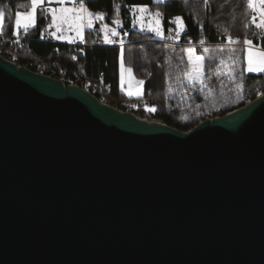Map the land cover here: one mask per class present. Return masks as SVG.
Returning <instances> with one entry per match:
<instances>
[{
	"label": "water",
	"instance_id": "obj_1",
	"mask_svg": "<svg viewBox=\"0 0 264 264\" xmlns=\"http://www.w3.org/2000/svg\"><path fill=\"white\" fill-rule=\"evenodd\" d=\"M0 264H264V93L184 132L0 56Z\"/></svg>",
	"mask_w": 264,
	"mask_h": 264
},
{
	"label": "trees",
	"instance_id": "obj_2",
	"mask_svg": "<svg viewBox=\"0 0 264 264\" xmlns=\"http://www.w3.org/2000/svg\"><path fill=\"white\" fill-rule=\"evenodd\" d=\"M22 4L24 7L20 6ZM29 7L27 0H0V9L5 12L3 33L12 35L15 12L26 11ZM85 7L92 13H103L106 23L120 19L122 38L126 42L122 49L99 44L98 23L86 32V47L45 39L44 32L50 19L43 9L37 11L36 24L29 29L26 40L16 44L6 40L1 47L10 49L11 59L18 66L35 72L42 66V73L54 78L69 82L78 79L77 84L81 87L90 85V92L99 100L121 111H130L128 103L132 100L120 91L119 84L123 50L124 66L144 82V103L156 109L153 118L184 132L203 120L238 109L248 98L253 100L264 93V73L243 74L236 78L243 86L242 94L238 93L234 83L216 74L219 61L227 58L243 67L244 50L231 44L229 36L238 41L236 43L251 39L254 45L264 49V31L251 24L252 10L247 7V0H208L207 4L204 0H165L163 3L154 0H85ZM132 7L158 10L165 32L173 30V20L181 17L185 32L179 44H166L134 30ZM188 49H194L196 55L203 57V83L210 89V95L204 90H191V86L183 81L190 70L186 56ZM105 86L108 91L102 95ZM183 94L188 95L189 102L181 99Z\"/></svg>",
	"mask_w": 264,
	"mask_h": 264
},
{
	"label": "snow or ice",
	"instance_id": "obj_3",
	"mask_svg": "<svg viewBox=\"0 0 264 264\" xmlns=\"http://www.w3.org/2000/svg\"><path fill=\"white\" fill-rule=\"evenodd\" d=\"M52 0H49V3H51ZM60 7H49L47 8V11L51 13V20L52 23L48 25L49 28L55 26L57 32H61L60 36H57L55 32L51 33V35L56 39H67L70 43L73 42L74 39H79L81 41L84 40L83 35V29L85 27L92 28L93 26V13L88 11V9L85 7V0H79L78 6H77V0H71L73 7H65V0H57ZM88 2H91V0H88ZM157 3H163L164 0H156ZM204 2L207 4L208 0H204ZM27 3L30 4V10L24 11V12H15V24H14V30L12 31V35L19 36V30L22 29L24 33H28L29 29L31 27H34L36 24V11L38 8H41L42 5H44L45 0H27ZM21 7H24V5H20ZM247 7L253 11V13L259 14V22H257L256 16L253 15L252 17V24L261 31H264V0H247ZM132 11L135 13L136 11H139L141 13V16L138 18L143 20V14L148 11L146 7H134ZM149 15H152L149 13ZM4 16L5 12L3 9H0V33L4 31ZM160 17V13L156 12L154 14V23L150 24L149 30L154 31L157 35H163L160 27V20L158 19ZM95 18L97 19H103L104 14L103 13H96ZM176 21L178 23L179 31H183L184 25L181 21V17L177 16ZM135 20L133 21V24H135ZM114 23L119 24V21H114ZM68 26V31L75 32V37H69L63 34V26ZM104 31L105 36L104 40L105 43H112L113 41L109 39V32H111L112 36L118 35L115 29H109L107 25H104L101 29ZM179 31L177 32V36L179 35ZM229 42L230 43H236L238 41H234L231 36H229ZM19 43V39L16 41ZM243 43L247 46L246 48V56H247V69L246 71L248 73H264V49L257 47L254 45L253 41L251 39L245 38ZM121 44H123V41H121ZM201 44H203V41H201ZM207 51V49H205ZM187 56L189 59V63L192 65V71L185 73V75L188 76L189 80L195 81L199 80L202 76L201 72V61L203 60V57L201 56H195L193 49L187 50ZM223 63V61H221ZM128 71L131 72V69H125L124 62H123V50L121 51V64H120V83L121 87H123L124 84V72ZM231 74V73H229ZM137 84H143V81H136ZM239 88L242 89V85H238ZM128 95H133V92L129 90ZM149 112H154L156 109L154 107L147 108L146 109Z\"/></svg>",
	"mask_w": 264,
	"mask_h": 264
},
{
	"label": "rangeland",
	"instance_id": "obj_4",
	"mask_svg": "<svg viewBox=\"0 0 264 264\" xmlns=\"http://www.w3.org/2000/svg\"><path fill=\"white\" fill-rule=\"evenodd\" d=\"M45 1L49 2V0H45ZM52 1H53V5H50V7H57V8L60 7V5L57 2V0H52ZM154 1L156 2V0H154ZM46 6H47V4L42 5L41 8H38V9L39 10L43 9L44 12L47 13V15L49 16V19H50L48 25H50L52 23L51 13L50 12H46V10H45ZM64 6L65 7H73L74 5L72 4L71 0H65ZM77 6H78V3H77ZM133 8L134 7L131 8V17H132V24H133L134 20L136 21L135 24H133V29L134 30H136L137 32L143 33V34H147L152 39H156V40H159V41H162L164 34L168 33L170 35V38L167 39L166 42H163V41L162 42L166 43V44H179L180 39H181L182 35L185 32V27H184L183 31H179L178 23H177L176 19L173 20L174 29L171 30V31L165 32L164 29L162 28L161 17H158V19L160 20V27H161V31H162L163 35L162 36L161 35H157L154 31H150L148 26L150 24L154 23V14L156 12H159V11L158 10L152 11V10H150V9H148L146 7L148 9V11L143 14V20L141 22V20L138 19L141 16V13L139 11H136L134 13L132 11ZM136 8H138V7H136ZM28 10H30V7H29ZM28 10H26V11H28ZM39 10H37V11H39ZM21 12H24V11H21ZM149 13H151L152 15H149ZM114 21H119V24L114 23ZM181 21H182V19H181ZM97 23L100 24V27H98L99 44H100L101 40H104V36H105L104 31H102L101 29L103 28L104 25H107L109 29H115L116 32L118 33V35L112 36L111 32H109V39H111L113 41L110 44L111 45L117 44L118 47H120L122 49L126 42L122 38L123 28H122V23H121L120 19L116 18V19H113L110 23H106L105 22V16H104L103 19H97V18H95V14L93 13V26H92V28L85 27L83 29V35H85L86 32L93 30L95 24H97ZM182 23H183V21H182ZM14 24H15V21H14ZM251 24H252V22H251ZM183 25H184V23H183ZM178 31H179V35L177 36V32ZM53 32H55L57 36L61 35V32H57L56 31L55 26H53L51 28H49L47 26V30H45V32H44V38L45 39H51V40L56 41V42H61V41L62 42H69L67 39H56V38H54L51 35V33H53ZM63 34L66 35V36H69V37L71 35H72V37H75V32L68 31V26L67 25L63 26ZM115 39H117L116 43L114 42ZM74 41H77L78 45L83 46L85 44L87 46V44L85 43L84 40L81 41L79 39H74ZM121 41H123V44H121ZM231 44H233V45L239 47L240 49L244 50L243 53H242L243 55L241 57V60H243V63H244L243 67L241 68V66H239L236 62H234L231 58H227V59L219 61V67H218V70H217L216 74L218 76H222L225 79H227L228 81L234 83L236 85V87L238 88L237 89L238 93L242 94V89L238 87V85H240V83L237 82L236 78L241 77L243 74H245V75H248V74H257V75H259V74H263V73H248L246 71V69H247V56H246V48L247 47H245L246 45L244 43H231ZM193 51H194V49H193ZM194 55L198 56V55L195 54V51H194ZM186 56H187V53H186ZM187 59H188V56H187ZM221 61H223V63H221ZM188 62H189V59H188ZM200 63L202 65V67H201V72H202L201 78L199 80L191 81V80H189L188 76L185 75L183 81H184L185 84H188V85L191 86V90H193V89L194 90H204V91L208 92V95H210L211 94L210 93L211 92L210 89L207 87V85L205 83H203V79H204L203 61H201ZM120 64H121V62H120ZM189 65H190V70L188 72H191L192 71V65L190 63H189ZM39 67H42V66H39ZM125 69H129V68L125 67ZM229 73H231V74H229ZM136 81H141V80L137 79L133 75L132 71L130 73L128 71H125L124 72V84H123V87H121V83H120V91L124 95L126 94L125 97L126 98L128 97L127 99H131L132 100V101H130L128 103L130 111H134L136 113V116L139 117V118H144V119H147L148 121H157L156 119L153 118V114H154L155 111L154 112H149V111L146 110L147 108H152V107L146 105V103H144V101L142 99V96H143V84H137ZM88 86H90V85H88ZM129 90H131L133 92V95H131V96L128 95ZM173 90L175 91L176 88H174ZM107 91H108V88L106 89V92ZM172 96L174 97L175 94L172 95ZM181 99L184 100L185 102H189L187 94H183L181 96ZM140 103H142V105H140Z\"/></svg>",
	"mask_w": 264,
	"mask_h": 264
},
{
	"label": "built area",
	"instance_id": "obj_5",
	"mask_svg": "<svg viewBox=\"0 0 264 264\" xmlns=\"http://www.w3.org/2000/svg\"><path fill=\"white\" fill-rule=\"evenodd\" d=\"M77 3H79V0H77ZM253 15L256 16L257 22H259V19H260L259 14H258V13H253V11H252V17H253ZM251 22H252V18H251ZM26 37H27V33H24L23 30H20V31H19V36H18V37H17V36H14V35H6L5 33H0V56L4 57V55L7 54L8 57H7V58L4 57V58H6V59H8V60H10V61H12V62H14V61L11 59V56H12V55H11V51H10V49L5 50L4 47H1V46L3 45V43H4L6 40H8L10 44H11V43H12V44H16V43H17V42H16L17 39H19V42H21V41H23V40H26V39H27ZM169 38H170V35H169L168 33H165L164 36H163V40H162V41H163V42H166V40L169 39ZM114 42L116 43V42H117V39H115ZM100 44H101V46H118L117 44H115V45H111L110 43H105V40H101V41H100ZM85 46H86V45L84 44L82 47H85ZM245 47H247V46H245ZM73 61H74V62L76 61V57L73 58ZM42 71H43V68H42V67H39L37 73H41V74H43ZM62 81H63V82H67L68 84H76V85H78V84H77L78 79H76L74 82H69L68 79H66V80H62ZM99 82H100V84H102L103 79L100 78ZM83 88L86 89V90H88V91L90 92V86L86 85V86H84ZM106 89H107V86H105L104 89L102 90V95H104V94L106 93ZM250 101H251V100L248 98V99H247V103L250 102ZM102 102H103V101H102ZM131 112H132V111H131ZM132 113H133V112H132ZM215 117H218V116H215ZM215 117H214V118H215ZM211 119H212V118H211Z\"/></svg>",
	"mask_w": 264,
	"mask_h": 264
},
{
	"label": "crops",
	"instance_id": "obj_6",
	"mask_svg": "<svg viewBox=\"0 0 264 264\" xmlns=\"http://www.w3.org/2000/svg\"><path fill=\"white\" fill-rule=\"evenodd\" d=\"M45 4H47V6L45 7V10H46V12H48L47 11V8H49L50 7V5H53V1L51 2V3H49L48 1H45V3H44V5ZM49 5V6H48ZM37 10H39V9H37ZM19 12H21V11H19ZM36 13H37V11H36ZM47 14V13H46ZM94 14H96V13H94ZM49 17V16H48ZM20 30H22V29H20ZM19 30V31H20ZM89 32V31H88ZM70 37H72V35L70 36ZM49 40H51V39H49ZM51 41H53V40H51ZM84 41H85V43H86V33H85V35H84ZM53 42H55V43H61V44H66V45H73V46H76V45H78V43H77V41H74L73 40V42H56V41H53ZM119 81H120V66H119ZM119 84H120V82H119ZM126 93V92H125ZM126 95V94H125ZM128 98V97H127Z\"/></svg>",
	"mask_w": 264,
	"mask_h": 264
}]
</instances>
